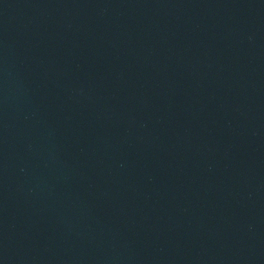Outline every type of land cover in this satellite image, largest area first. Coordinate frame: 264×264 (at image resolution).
<instances>
[{"label":"water","instance_id":"1","mask_svg":"<svg viewBox=\"0 0 264 264\" xmlns=\"http://www.w3.org/2000/svg\"><path fill=\"white\" fill-rule=\"evenodd\" d=\"M0 264H264V0H0Z\"/></svg>","mask_w":264,"mask_h":264}]
</instances>
